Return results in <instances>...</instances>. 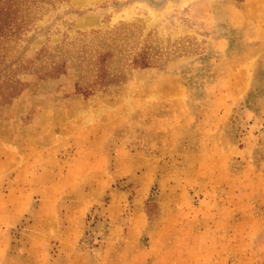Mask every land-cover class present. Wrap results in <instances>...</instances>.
Returning a JSON list of instances; mask_svg holds the SVG:
<instances>
[{
	"label": "rangeland",
	"instance_id": "rangeland-1",
	"mask_svg": "<svg viewBox=\"0 0 264 264\" xmlns=\"http://www.w3.org/2000/svg\"><path fill=\"white\" fill-rule=\"evenodd\" d=\"M0 23V264H264V0Z\"/></svg>",
	"mask_w": 264,
	"mask_h": 264
},
{
	"label": "trees",
	"instance_id": "trees-1",
	"mask_svg": "<svg viewBox=\"0 0 264 264\" xmlns=\"http://www.w3.org/2000/svg\"><path fill=\"white\" fill-rule=\"evenodd\" d=\"M5 13H7V12H3L2 13V16H3V14H5ZM2 27H1V23H0V29H1ZM102 59H103V57H102ZM98 64L100 65V70H99V74H100V79L103 81L104 79H105V73H104V64H103V61L102 60H100L99 62H98Z\"/></svg>",
	"mask_w": 264,
	"mask_h": 264
}]
</instances>
